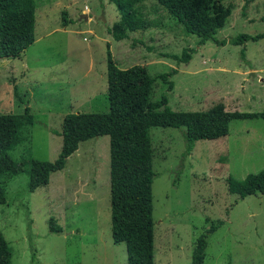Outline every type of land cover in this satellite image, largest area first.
<instances>
[{"label": "rangeland", "instance_id": "374dc122", "mask_svg": "<svg viewBox=\"0 0 264 264\" xmlns=\"http://www.w3.org/2000/svg\"><path fill=\"white\" fill-rule=\"evenodd\" d=\"M35 1L34 42L18 57L0 58V113L20 114L28 105L34 117L26 140L9 150L15 160L54 161L64 115L108 112L107 45L119 68L146 66L153 111L221 104L264 112V37L230 43L239 34L264 32V0H223L234 5L213 34L224 44H199L157 0L133 5L135 29L121 27L112 0ZM184 48L191 58L179 62ZM183 131H149L154 264H191L202 234L203 264H264V193L241 199L227 185L229 177L243 180L264 168V118L233 119L226 135L197 140L189 153ZM0 182L6 196L0 231L11 264H128L125 244L111 238L108 135L80 142L65 167L34 191L26 169L1 172ZM51 220L61 232L49 230ZM212 223L220 225L208 233Z\"/></svg>", "mask_w": 264, "mask_h": 264}, {"label": "trees", "instance_id": "16d2710c", "mask_svg": "<svg viewBox=\"0 0 264 264\" xmlns=\"http://www.w3.org/2000/svg\"><path fill=\"white\" fill-rule=\"evenodd\" d=\"M122 16L121 27L135 29L139 21L133 5L141 0H112ZM189 33L195 34L199 44L217 41L213 34L224 26L234 5L223 0H157ZM35 0H0V58L18 57L35 40ZM264 37L239 34L231 44H243ZM225 43V41H217ZM179 62H188V49L176 56ZM241 57L245 59L244 50ZM151 78L146 66L135 64L119 68L106 46V97L108 112H76L64 115L61 123L62 145L54 161L33 157L13 159L9 150L26 140L25 129L32 125L29 106L20 114L0 113V173H29V190L48 183L52 172L62 170L66 159L74 153L80 142L109 136V183L111 238L113 243H124L128 264H154L153 146L152 127H184L183 136L189 153L195 141L215 139L228 133L233 119L263 117L264 112L226 110L218 104L201 111H153L149 108ZM228 191L239 198L257 192L264 193V168L248 174L245 179H227ZM6 202L5 190L0 182V204ZM219 224H210L208 233ZM49 230L59 233L61 226L50 221ZM207 246L206 234L196 241L191 264H203ZM32 259H35V249ZM0 264H11V249L0 231Z\"/></svg>", "mask_w": 264, "mask_h": 264}, {"label": "water", "instance_id": "95a60500", "mask_svg": "<svg viewBox=\"0 0 264 264\" xmlns=\"http://www.w3.org/2000/svg\"><path fill=\"white\" fill-rule=\"evenodd\" d=\"M82 18L87 19V15L86 14H83L82 15Z\"/></svg>", "mask_w": 264, "mask_h": 264}, {"label": "crops", "instance_id": "0c3cea01", "mask_svg": "<svg viewBox=\"0 0 264 264\" xmlns=\"http://www.w3.org/2000/svg\"><path fill=\"white\" fill-rule=\"evenodd\" d=\"M99 137V136H98Z\"/></svg>", "mask_w": 264, "mask_h": 264}]
</instances>
